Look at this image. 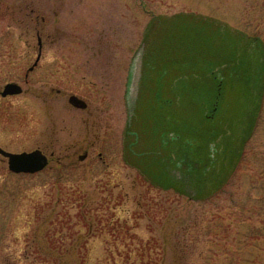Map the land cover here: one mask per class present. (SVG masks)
<instances>
[{
	"label": "rangeland",
	"instance_id": "374dc122",
	"mask_svg": "<svg viewBox=\"0 0 264 264\" xmlns=\"http://www.w3.org/2000/svg\"><path fill=\"white\" fill-rule=\"evenodd\" d=\"M10 81L0 264H264V0H0Z\"/></svg>",
	"mask_w": 264,
	"mask_h": 264
},
{
	"label": "water",
	"instance_id": "95a60500",
	"mask_svg": "<svg viewBox=\"0 0 264 264\" xmlns=\"http://www.w3.org/2000/svg\"><path fill=\"white\" fill-rule=\"evenodd\" d=\"M40 51L37 60L34 62L31 69L38 63L41 56L42 42L39 38ZM22 92V86L16 82H8L5 84L1 94L3 96L9 94H17ZM69 102L76 107L86 108L88 103L85 99L76 94L69 97ZM0 154L8 158L9 168L14 172H37L44 169L49 164V158L41 149L37 148L31 151L12 152L0 146ZM86 154L80 156V159L85 158Z\"/></svg>",
	"mask_w": 264,
	"mask_h": 264
},
{
	"label": "flooded vegetation",
	"instance_id": "af4514ba",
	"mask_svg": "<svg viewBox=\"0 0 264 264\" xmlns=\"http://www.w3.org/2000/svg\"><path fill=\"white\" fill-rule=\"evenodd\" d=\"M26 76H27V74H26ZM14 82H16V81H14ZM1 92V91H0ZM85 154H87V153H85Z\"/></svg>",
	"mask_w": 264,
	"mask_h": 264
}]
</instances>
